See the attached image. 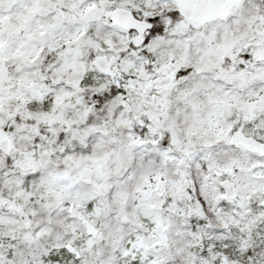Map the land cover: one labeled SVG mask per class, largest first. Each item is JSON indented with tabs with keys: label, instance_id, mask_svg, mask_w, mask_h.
Returning a JSON list of instances; mask_svg holds the SVG:
<instances>
[{
	"label": "snow or ice",
	"instance_id": "6c2138e0",
	"mask_svg": "<svg viewBox=\"0 0 264 264\" xmlns=\"http://www.w3.org/2000/svg\"><path fill=\"white\" fill-rule=\"evenodd\" d=\"M0 264H264V0H0Z\"/></svg>",
	"mask_w": 264,
	"mask_h": 264
}]
</instances>
